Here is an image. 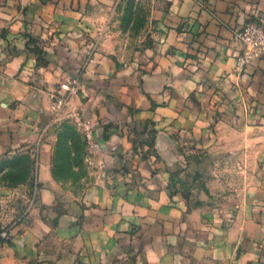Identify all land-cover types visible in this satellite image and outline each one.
<instances>
[{
    "label": "crops",
    "instance_id": "1",
    "mask_svg": "<svg viewBox=\"0 0 264 264\" xmlns=\"http://www.w3.org/2000/svg\"><path fill=\"white\" fill-rule=\"evenodd\" d=\"M110 2L0 0V160L31 151L39 187L0 241V264H264V57L236 68L237 31L264 23V0H155L153 45L139 64L122 69L100 54L56 117L51 93L78 76L80 42ZM62 35L71 44L62 46ZM68 113L92 121L100 148L80 181L85 194L66 200L56 144ZM146 123L161 159L144 158ZM238 142L245 156L258 145L255 190L249 185L218 210L189 207L172 193L171 165L188 145L234 155ZM223 184L206 183L214 194ZM18 210L8 204V221Z\"/></svg>",
    "mask_w": 264,
    "mask_h": 264
},
{
    "label": "rangeland",
    "instance_id": "2",
    "mask_svg": "<svg viewBox=\"0 0 264 264\" xmlns=\"http://www.w3.org/2000/svg\"><path fill=\"white\" fill-rule=\"evenodd\" d=\"M154 4H156L155 0H111L104 11L97 14V18L93 20L91 31H87L89 38L80 42L79 45L83 51L84 63L78 76L69 81L78 79L81 86L77 94L71 96L69 101L81 92L83 88L82 74L89 63H99L100 54L108 53L113 64L122 69H127L135 62L139 64L141 61L139 57L146 54L148 48L153 45L152 5ZM82 36L83 34L79 35V37ZM61 37V45L68 46L69 41L66 37L63 35ZM37 51L41 61V54L44 51L40 47H37ZM63 83H60L59 87L52 91L51 97L52 94L61 95L64 93L61 88ZM56 98L52 97L53 101ZM80 117L82 120L90 121L89 118H84L81 115ZM62 121V136L57 141L56 147L59 151V174L67 180L64 183L68 184L61 189V195L67 200L85 194L87 189L80 181L82 178L90 176L89 166L91 162L83 154V131L77 124L75 117L68 113L64 115ZM90 122L92 123V121ZM145 128L149 137L141 142L150 147L148 146L149 148L144 152V158L155 160L153 157L155 155L156 160L161 159L156 146V130L149 123H146ZM257 146L249 144L247 147L251 149V153L245 156V147L240 142L237 145L239 150L234 155H228L222 149L207 151L200 148L196 150L195 146L188 145L187 150H183L184 157L176 161L175 165H171L170 184L172 193H182L186 197L189 207L218 210L222 205L230 203L228 201L229 196L244 194V190L249 185L255 190L254 188L260 180L259 169L261 164V159L257 155ZM31 153L29 151V155L19 157L17 162H14L13 158H8V154L0 160V241H4L2 238L4 231L10 232L11 227L20 222L22 216H26L28 209L38 196L36 159ZM213 167H217L218 170L216 171ZM24 176L29 180V186L24 194L26 195L24 201H22L18 195L20 196V185L22 184L21 181L25 180ZM217 177H220L224 184L220 189L215 188L216 194H214L212 192L214 189L207 188L206 183L208 179ZM9 198L14 200H8ZM8 201L19 209L9 221L8 204L10 203Z\"/></svg>",
    "mask_w": 264,
    "mask_h": 264
},
{
    "label": "built area",
    "instance_id": "3",
    "mask_svg": "<svg viewBox=\"0 0 264 264\" xmlns=\"http://www.w3.org/2000/svg\"><path fill=\"white\" fill-rule=\"evenodd\" d=\"M236 35L242 43L241 52L237 56L236 68L238 71H243L254 61L264 57V23L255 20L249 21L237 31ZM80 86V81L73 79L61 85L64 93L61 95L52 94L53 98L57 97L53 104L57 114L64 112L65 108L70 104V97L77 94ZM70 115L75 117L77 124L83 131L86 143L85 157L88 161H91L92 156L100 148L95 128L90 121L82 120L77 114L70 113ZM2 238L9 239V232L4 231Z\"/></svg>",
    "mask_w": 264,
    "mask_h": 264
},
{
    "label": "trees",
    "instance_id": "4",
    "mask_svg": "<svg viewBox=\"0 0 264 264\" xmlns=\"http://www.w3.org/2000/svg\"><path fill=\"white\" fill-rule=\"evenodd\" d=\"M83 145H84V148H85V145H86V143H85V139H84ZM84 150H85V149H84ZM83 154L85 155V151H84Z\"/></svg>",
    "mask_w": 264,
    "mask_h": 264
}]
</instances>
